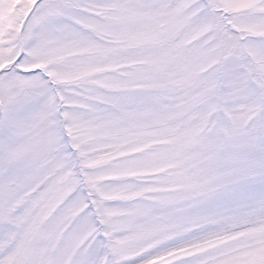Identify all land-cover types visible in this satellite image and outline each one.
<instances>
[{
	"label": "snow or ice",
	"instance_id": "snow-or-ice-1",
	"mask_svg": "<svg viewBox=\"0 0 264 264\" xmlns=\"http://www.w3.org/2000/svg\"><path fill=\"white\" fill-rule=\"evenodd\" d=\"M0 264H264V0H0Z\"/></svg>",
	"mask_w": 264,
	"mask_h": 264
}]
</instances>
